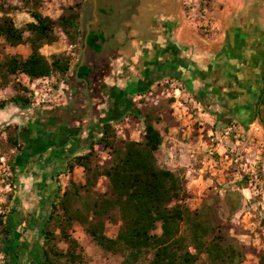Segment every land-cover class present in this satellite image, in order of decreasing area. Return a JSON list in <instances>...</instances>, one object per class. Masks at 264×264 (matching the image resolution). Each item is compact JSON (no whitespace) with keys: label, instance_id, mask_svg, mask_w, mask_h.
Returning a JSON list of instances; mask_svg holds the SVG:
<instances>
[{"label":"trees","instance_id":"obj_1","mask_svg":"<svg viewBox=\"0 0 264 264\" xmlns=\"http://www.w3.org/2000/svg\"><path fill=\"white\" fill-rule=\"evenodd\" d=\"M28 9L31 20L18 27L0 6V38L12 47L22 43L29 47L25 57L5 54L0 58V87L10 84L16 74L30 80L56 76L59 81L71 68L72 52L46 56L41 49L57 42L60 33L72 47L80 42L82 2L62 6L55 18L37 7ZM31 102L29 89L21 85L11 97L0 99V110L11 104L30 106ZM5 127L7 142L19 149L17 126H12V131L10 125ZM161 143L162 134L149 112L144 113V133L139 141L117 139L111 121L104 122L87 151L66 160L65 169L72 173L81 167L84 180L70 178L63 191L56 188L53 192L38 232L41 244L31 263L88 264L85 249L72 235L74 225L79 224L103 250L119 255L121 264H240L243 251L212 222L207 208L191 209L184 202L183 177L158 163L155 152ZM94 145L110 153L106 164L97 160ZM11 165L14 171V163ZM102 176L108 187L98 192L95 187ZM113 212L120 224L111 237L105 225L106 220L114 221ZM22 222L21 213L13 208L0 215V252L5 251L7 237L17 238ZM257 264H264V254Z\"/></svg>","mask_w":264,"mask_h":264},{"label":"rangeland","instance_id":"obj_2","mask_svg":"<svg viewBox=\"0 0 264 264\" xmlns=\"http://www.w3.org/2000/svg\"><path fill=\"white\" fill-rule=\"evenodd\" d=\"M76 1L82 2L81 27L84 28L91 17V7L85 5L87 0H0V6L12 16L16 26L22 27L31 20L28 11L30 7H37L43 14L55 18L62 6ZM173 2L176 6L174 9H180L178 18L183 24L186 36L193 32L198 36L214 39L218 31L214 32L212 29V10H224L232 6V11L235 12V9L242 8L247 2L255 8V20L264 25V0ZM82 37L83 35L80 42L72 47L60 33L57 42L43 46L41 51L46 56L61 51L73 52L75 49L78 52ZM130 44L129 38L121 46ZM28 53L27 43L12 47L0 38V58L5 54L25 57ZM10 80V84L0 87V99L11 97L18 86H25L27 79L22 74H16ZM55 80L56 76L52 82L53 90ZM176 86H179L181 91L175 98L173 90ZM196 92L197 88L192 91L179 77L166 76L154 81L146 90L134 94L133 107L129 112L111 122L116 138L141 140L144 133V113L149 112L153 125L162 134V143L155 152L157 161L161 166L183 177L186 190L184 202L191 209L207 208L212 222L220 225L228 240L243 251L240 264H257L259 256L264 254V137L257 134L256 125H252V131L247 132L238 121L225 120L226 117L212 112L211 109L215 107L202 102ZM262 113L261 116L264 117V109ZM10 126L9 131H12V125ZM6 130L5 126L0 129V153L5 155L11 164L23 143L19 141V149L13 147L6 140ZM94 150L99 163L106 164L110 159L108 150L98 145H94ZM66 171L64 166L56 177ZM12 173L16 182L13 170ZM70 178L83 182V169L75 167L67 183ZM56 186L58 188L57 183ZM107 187L108 181L102 176L98 179L95 190L104 192ZM14 195L8 196V201L2 205L4 210L12 208ZM49 203L43 207L37 206L33 211H20L23 222L18 227L19 239L11 254L13 261L7 258V249L0 252V264H32V257L36 256L37 248L41 244L38 232L41 220L49 210ZM113 215L114 221L106 220L105 225L106 234L111 237L116 234L120 224L115 212ZM159 231L158 227L156 232ZM72 235L85 249L88 264H121L122 258L119 255L103 250L79 224L74 225ZM6 241L3 244L4 249L6 245L7 248L15 245L13 236L7 237ZM33 245L37 246L30 255L29 250ZM60 246L64 245L60 243Z\"/></svg>","mask_w":264,"mask_h":264},{"label":"crops","instance_id":"obj_3","mask_svg":"<svg viewBox=\"0 0 264 264\" xmlns=\"http://www.w3.org/2000/svg\"><path fill=\"white\" fill-rule=\"evenodd\" d=\"M170 1L150 0L147 6L166 9ZM234 11L232 6L212 10V29L218 31L214 39L193 32L186 36L183 24L179 22L175 30L176 40L171 39L170 42L178 50L187 48L180 54L183 59H176L184 63L186 59L191 64L183 72H155L152 62L157 46L151 40H137V26L125 31L112 25L97 26L99 18L94 9V19L81 27V45L78 52L77 49L72 52L74 59L68 74L58 82L55 80L53 101L39 106L9 105L0 110V129L7 125L17 126L19 141L23 143L13 161L16 193L12 208L18 212L33 211L37 206L48 204L57 187L58 171L70 156L87 151L100 135L104 122L121 118L128 93L143 91L153 83V76L163 73L186 77L188 87L193 91L201 87L197 74L220 75L219 72H197L199 67L204 69L207 62L215 57L230 61L229 72L225 73L231 78L233 86L244 93L246 101L232 113H229V109H233L232 104L227 105L225 120L238 121L247 132L252 131V125H256L257 134L264 137V117L261 116L264 85L255 86L251 82L256 73L264 74L251 70L252 66L264 70V25L255 20V8L249 2ZM133 17L136 19V15ZM124 37L131 39L130 46L117 45ZM150 70L152 72H148ZM51 77L55 79V76ZM235 82L238 84L235 85ZM225 99L230 98L226 96ZM18 239L19 236L15 238V245L9 248L6 245L10 261H13L11 254ZM13 253L15 256L16 251Z\"/></svg>","mask_w":264,"mask_h":264},{"label":"flooded vegetation","instance_id":"obj_4","mask_svg":"<svg viewBox=\"0 0 264 264\" xmlns=\"http://www.w3.org/2000/svg\"><path fill=\"white\" fill-rule=\"evenodd\" d=\"M150 0H87L85 5L91 7V17L89 20L94 19L92 11L95 9L99 18L97 26L112 25L118 30L125 31L126 28L137 26L139 32H136L137 40L143 39L145 41H152L157 48L156 53L153 54L152 68H156L155 72H183L186 66L190 65L186 59L185 63L179 62L177 59L182 58L180 54L187 51V48L178 50L177 46L170 42V40H176L175 30L179 25L180 19L177 17V10L173 0L170 1L168 8L161 6L151 7L147 6V2ZM85 7V6H84ZM142 8V14L140 9ZM84 12V11H83ZM133 15H136L134 19ZM88 20V21H89ZM84 22V21H83ZM249 22V21H248ZM138 23V24H136ZM93 26V25H92ZM142 33L140 34V32ZM129 37H124L122 42L117 45H122ZM179 42V41H178ZM161 43V45H159ZM181 47H184L182 42H179ZM154 57L157 61L154 60ZM177 58V59H176ZM215 57L211 62H207L205 68H198L197 72H219L218 77H213L209 73L197 74L200 88H197V96L202 102L209 106L215 107L211 109L212 112H216L219 116H226L228 114V106L232 104L233 109H229V113L237 109L239 106L245 104V95L234 87L231 78L227 77L225 72H229L228 65L230 61L227 58L222 61ZM182 64V65H181ZM186 64V65H184ZM179 67L181 69H179ZM253 72H264L257 67H251ZM148 72H152L151 70ZM196 72V71H195ZM222 73V74H221ZM172 76L167 73L158 74L153 76V82L160 80V78ZM188 87V79L183 76H176ZM251 82L255 86L264 85V74L256 73L251 79ZM238 83L235 82V85ZM207 85V88L205 89ZM144 90V88L142 89ZM140 91V90H139ZM226 92V94H224ZM138 91L128 93L125 101L128 100L123 106L125 110L122 112L121 117L129 112L133 107V96ZM228 96L230 99H225ZM227 100V101H226ZM225 102L227 104H225ZM218 103V106H217ZM127 108V109H126Z\"/></svg>","mask_w":264,"mask_h":264},{"label":"built area","instance_id":"obj_5","mask_svg":"<svg viewBox=\"0 0 264 264\" xmlns=\"http://www.w3.org/2000/svg\"><path fill=\"white\" fill-rule=\"evenodd\" d=\"M52 82L53 78L51 76L35 78L32 80L27 78L25 86L29 89V95L31 96L32 105H45L53 101L54 94ZM175 83L178 82L175 81ZM173 91V97L176 98L181 90L179 86H176ZM69 174L70 173L66 171L65 174L60 173L56 177V183L61 191H63L67 185V179L70 176ZM15 191L16 183L13 179L11 164L6 156L0 153V215H4L8 211L4 210L2 208V205L8 201L9 195H13L16 193Z\"/></svg>","mask_w":264,"mask_h":264}]
</instances>
